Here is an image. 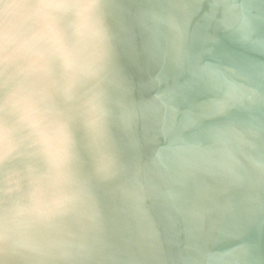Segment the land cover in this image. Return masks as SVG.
I'll list each match as a JSON object with an SVG mask.
<instances>
[{"label": "water", "instance_id": "1", "mask_svg": "<svg viewBox=\"0 0 264 264\" xmlns=\"http://www.w3.org/2000/svg\"><path fill=\"white\" fill-rule=\"evenodd\" d=\"M226 0H103L113 64L105 153L73 127L87 196L42 225H17L0 165V264H264V50L218 24ZM251 3L264 40V0ZM213 12L215 16H213ZM256 88L223 102L205 65Z\"/></svg>", "mask_w": 264, "mask_h": 264}, {"label": "clouds", "instance_id": "2", "mask_svg": "<svg viewBox=\"0 0 264 264\" xmlns=\"http://www.w3.org/2000/svg\"><path fill=\"white\" fill-rule=\"evenodd\" d=\"M251 3L226 0L219 26L242 46L264 50L254 39ZM103 0H0V165L21 158L26 185L12 180L3 192L17 225H42L64 215L87 196L78 175L81 125L105 153L112 36ZM213 16L215 13L213 12ZM205 76L223 102L250 98L256 88L226 70L205 65Z\"/></svg>", "mask_w": 264, "mask_h": 264}]
</instances>
